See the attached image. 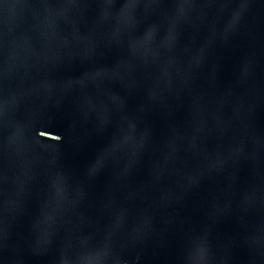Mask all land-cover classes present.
<instances>
[{
  "label": "water",
  "instance_id": "obj_1",
  "mask_svg": "<svg viewBox=\"0 0 264 264\" xmlns=\"http://www.w3.org/2000/svg\"><path fill=\"white\" fill-rule=\"evenodd\" d=\"M0 264H264V0H0Z\"/></svg>",
  "mask_w": 264,
  "mask_h": 264
}]
</instances>
